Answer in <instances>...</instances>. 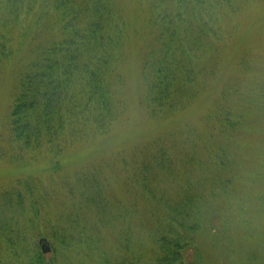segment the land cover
<instances>
[{"label":"trees","instance_id":"trees-1","mask_svg":"<svg viewBox=\"0 0 264 264\" xmlns=\"http://www.w3.org/2000/svg\"><path fill=\"white\" fill-rule=\"evenodd\" d=\"M144 1L150 6L149 30L139 72V104L153 120H177L180 118L176 114L186 113L206 95L208 77L217 81L216 71L209 69V63L220 54V45L209 38L215 27L212 17L220 8L232 9L233 1L172 0V7L166 0ZM1 8L0 68L17 62L2 134L10 148L1 153L12 154L6 156L17 163L25 162L24 154H45L54 161L49 169L55 179L54 173L61 172L73 146L111 138L124 120L128 105L123 68L132 32L113 0H0ZM216 25L220 33L217 37L222 39L225 33L219 18ZM246 63L248 59L240 62ZM223 96L225 102V93ZM219 102L222 118L216 120L221 129L217 134L228 137L241 129L240 122L222 107L223 100ZM204 118L212 119L210 113ZM205 134L190 130L183 135L170 129L133 146L130 154L114 152L111 157L116 160L110 161V168L124 177L130 207L120 199L111 200L116 195L110 194L107 168L87 165L77 175L83 187V205L86 203L91 217L97 218V223H90L93 230L106 222L113 224L122 215H136L140 204H146L150 213L152 221L142 229L151 241L150 252L143 243L122 241L121 249L128 252L114 264L200 263L196 235L205 204L201 184L211 173L220 180L215 187L224 189L238 175L233 163L223 157L228 156V145L220 146L216 139L212 143ZM56 181H50L52 188ZM168 184L174 186L172 192ZM39 187L33 179H26L0 193V239L4 243L26 247L21 235L26 238L28 229L36 223V217H28L29 212L38 216L50 204ZM74 190L70 186L69 195ZM63 226L52 224L55 238L65 246ZM41 249L35 250L29 264L47 263Z\"/></svg>","mask_w":264,"mask_h":264},{"label":"rangeland","instance_id":"rangeland-1","mask_svg":"<svg viewBox=\"0 0 264 264\" xmlns=\"http://www.w3.org/2000/svg\"><path fill=\"white\" fill-rule=\"evenodd\" d=\"M113 1L123 14L128 30L132 32L123 68L128 108L124 120L116 127L111 138L90 140L72 147L63 160L61 172L54 173L58 180L56 185L59 186L56 192V185L53 188L50 185V181L55 180L49 169L54 161L47 159L45 154H24L27 156L25 162L17 163L6 156L12 154L1 153L2 149L8 151L10 148L2 134L12 101L17 62L11 61L0 68V193L12 189L18 185V181L33 179L37 187L42 186L46 194L44 197L50 200L48 208L43 209L38 216L29 212L28 217H36V223L28 229L26 238L21 235L23 243L26 239V247L23 246L25 250L17 243L14 247L0 239V264H29L35 250L39 248L42 251L43 237L50 242L51 247V251L45 253L46 264H109L110 261V264H114L128 252L121 249V243L129 239L134 245L143 243L146 251L149 249L150 252L151 241L142 230L152 221L150 213L146 211V204H140V211L132 217L122 215L113 224L106 222V225H99V230H93L90 223H97V218L94 215V218L91 217L86 203L83 205V198L80 197L83 187L76 177L88 166L99 164L107 168L105 173L109 179L110 194L112 197L116 195L111 200L120 199L130 207L131 199L125 188L124 177L110 168L113 164L110 161L116 160L111 155L119 150L130 154L133 146L143 145L150 136H159L170 129L179 130L183 135L190 134V130L195 134L204 132L212 143L216 139L218 145L224 144L225 148L228 145V156L223 157L233 163L238 174L234 178L235 182L229 183L224 189L215 187L220 180L211 173L206 175L207 181L201 184L204 185V192L201 193L205 196V204L202 205L204 213L196 235L199 264H264V0H231L234 5L232 9L225 7L217 10L220 12L212 17L215 27L209 33L210 42L220 45V54L209 63V69L216 71L217 81L214 83L208 77L206 95L194 102L186 113L176 114L180 118L177 120L171 117L153 120L139 104V72L144 43L148 37L149 4L144 0ZM166 1L172 7V0ZM3 10L1 8L0 13ZM218 18L225 33L222 39L217 37L220 35L216 31ZM135 31L137 34H134ZM246 59L248 64H240ZM220 100H223L222 107L228 110L226 112L231 114L232 119L237 118V122H240L238 125L241 129L233 133L230 130L231 138L217 134L221 130L216 121L222 118ZM211 102L215 103L212 105ZM209 113L212 119L208 121L204 117ZM232 145L236 146L232 147L231 153ZM211 159L215 160V157L211 155ZM116 175L117 179L114 178ZM171 184H168V189L172 192L174 186ZM173 184L176 185V182ZM72 185L75 190L69 195ZM57 223L66 227L63 233L66 236L65 246L62 240L54 236L52 224Z\"/></svg>","mask_w":264,"mask_h":264},{"label":"water","instance_id":"water-1","mask_svg":"<svg viewBox=\"0 0 264 264\" xmlns=\"http://www.w3.org/2000/svg\"><path fill=\"white\" fill-rule=\"evenodd\" d=\"M41 242H43L44 253L50 252L51 251L50 242L46 238H43Z\"/></svg>","mask_w":264,"mask_h":264}]
</instances>
